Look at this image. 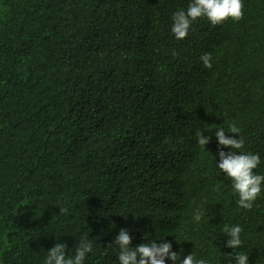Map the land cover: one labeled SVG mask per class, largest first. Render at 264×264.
<instances>
[{"label":"trees","instance_id":"16d2710c","mask_svg":"<svg viewBox=\"0 0 264 264\" xmlns=\"http://www.w3.org/2000/svg\"><path fill=\"white\" fill-rule=\"evenodd\" d=\"M189 3L0 0V264H44L57 242L72 256L83 236L84 264H118L107 247L121 229L133 249L264 264V190L238 208L215 137L238 139L234 122L264 175V0L178 41L172 15ZM225 225L242 227L241 248L226 247Z\"/></svg>","mask_w":264,"mask_h":264},{"label":"clouds","instance_id":"9594fccd","mask_svg":"<svg viewBox=\"0 0 264 264\" xmlns=\"http://www.w3.org/2000/svg\"><path fill=\"white\" fill-rule=\"evenodd\" d=\"M244 16L243 0H190L186 10H178L172 15L171 33L176 40L180 41L187 37L188 30L192 23L200 18H205L212 26L223 24L227 20L239 22ZM200 60L204 68H212L211 53H204ZM236 134L239 138L226 135L223 127L215 131L218 143L219 163L216 167L220 173L225 174L226 179L231 181L234 194L238 195V208L251 210L254 201L259 197L264 184V175L255 173L260 164L259 154L241 151L245 141L239 136L240 129L234 122L229 124L228 132ZM197 143L203 149L210 143L211 137L204 136L203 132L197 130ZM220 148H229L232 151L225 153ZM239 153V154H237ZM67 208H60V213H67ZM204 213L198 208L193 214L196 222L202 219ZM223 232L227 235L226 247L238 249L242 247L240 234L242 227L239 225H225ZM131 236L126 229H121L114 241L107 247L118 248V264H165L166 260L172 264H207L201 258L197 259L192 253L184 257L172 251V244L169 242L150 243L138 245L135 249L130 247ZM93 244L88 236L80 238L75 247L74 255H66V245L60 242L46 253L44 264H84L86 255L91 253ZM235 264H247L248 255L237 253L234 256Z\"/></svg>","mask_w":264,"mask_h":264}]
</instances>
